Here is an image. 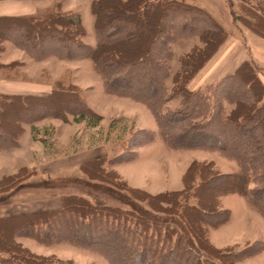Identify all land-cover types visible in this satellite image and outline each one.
<instances>
[{"label": "trees", "instance_id": "trees-1", "mask_svg": "<svg viewBox=\"0 0 264 264\" xmlns=\"http://www.w3.org/2000/svg\"><path fill=\"white\" fill-rule=\"evenodd\" d=\"M54 7L35 15L1 16L0 50L1 43L11 39L31 54L46 42L62 49L64 58L76 57L73 49L84 50L81 56L91 61L106 92L131 97L151 110L167 146L217 151L234 159L239 169L224 173L212 160H194L182 175L181 189L150 193L129 186L111 168L131 159L132 154L86 161L79 169L88 179L126 191L155 215L178 218L195 246L166 220L65 194L60 196L57 210L0 218V225L9 227L7 241L0 242V264H73L71 260L34 254L16 236L43 244L69 241L85 248L101 246L110 264H235L245 258L249 252L213 246L208 227L217 228L227 221L229 210L222 208L221 197L230 194L244 197L264 217V84L256 66L244 60L206 92L191 91L188 82L228 37L201 7L179 0H92L93 47L82 41L86 32L80 17L61 10L59 3ZM241 10L244 14L237 19L264 39V0H257L251 7L242 1ZM170 13L177 15L181 26L166 21ZM171 30L178 37L197 34L203 44L182 53L172 74ZM12 31L18 35L9 37ZM18 64L0 63V69ZM176 98L179 106L167 110L165 103ZM225 103L232 106L226 109ZM45 107L48 116L63 121H67V115H73L76 121L87 119L92 126L100 120L87 107L79 88L61 79L53 82L46 97L0 94V148L15 145L24 132V116ZM30 129L35 139V126L30 125ZM147 135L150 133L142 129L132 131L125 145H140ZM32 173L34 169L21 167L14 174L2 176L0 191Z\"/></svg>", "mask_w": 264, "mask_h": 264}, {"label": "rangeland", "instance_id": "rangeland-1", "mask_svg": "<svg viewBox=\"0 0 264 264\" xmlns=\"http://www.w3.org/2000/svg\"><path fill=\"white\" fill-rule=\"evenodd\" d=\"M90 1L37 0L40 7L38 12L43 13L46 7H54L56 3H59L61 10L75 12L80 17L86 32L82 38L83 43L87 47H93L96 43V36H94ZM179 1L201 7L198 0ZM242 1L250 7L255 6L257 2V0H223L225 7L231 14L233 23L241 31V40L244 41L243 45L248 48L250 43L244 36V32H248V35L251 33L261 39L263 38L248 29L237 19L239 15L244 14L241 10ZM166 21L170 25L173 23L176 26H181V20L178 19L175 13H170ZM142 26L146 28L147 24L142 23ZM9 35L12 38L17 36L18 33L17 31H12L9 32ZM171 35L169 43L171 49L169 72L172 74L178 67V57L182 53L188 52L193 46H203V44L197 34L178 37L171 30ZM1 44L0 63L9 64L14 61L19 63L10 69H0L2 74L22 81L50 83L51 86H53V82L57 79H61L64 83L70 82L79 88L87 107L100 116L98 124L92 126L91 121L87 119L76 121L73 115H67V121L52 118V116L47 115L48 109L46 107L34 109L26 114L24 116L26 121L24 122V126L28 125L30 127L33 124L36 128L35 139L33 140L34 148L31 146L32 149L29 150H32V152L37 151V157L35 158L37 165L41 161L43 162L44 159L60 156L69 157L73 154L89 152L93 149H98L104 155L93 159L112 157L120 153L132 154L131 159L118 162L112 165L111 168L116 169L129 186L141 188L150 193L181 189L183 187L182 175L190 162L194 160H212L220 172L224 173L234 172L239 169L234 159L217 151L174 149L167 146L158 132L151 110L141 101L128 96L106 92L103 80L94 69L91 61L85 56H81L84 50L78 49L76 51L73 49L72 51L74 52L72 54L76 52L77 56L64 58L62 56L64 51L53 42L43 43L42 48L34 51L35 55L17 46L12 39L4 41ZM58 50H61L62 53ZM253 64L255 65V63ZM256 71L259 78L260 76L264 77V69L261 66L256 65ZM165 84L167 88L170 87V77L166 79ZM178 106L179 99L177 98L165 103L167 110H173ZM225 106L228 109L232 105L225 103ZM138 129L150 133V135L146 136L145 142L137 146L125 145L126 140L128 141L130 138V133L132 131L136 132ZM140 139L138 137L137 140ZM93 159L82 161L65 171L53 173L49 178H47L46 172L41 171L42 173H39L34 168H31L35 171L32 174H37L36 179H34L36 181L32 180V183L39 185L37 190H32V195L41 197L54 193L59 194L60 200L61 195L78 194L87 197L92 202L97 201L112 206L134 209L138 213L152 216L154 219L166 220L171 226L179 230L191 246H195L191 236L178 218L161 214L155 215L144 202L132 199L126 191H118L110 187L109 184L88 179L86 174L79 169V166ZM28 177H25L23 180ZM23 180L7 190L0 191V201L9 200V194H6V192L18 188ZM221 206L223 209L229 210V218L217 228L208 227L210 243L218 248L230 246L234 247L236 251L243 250L249 252L245 258L238 259L235 264H264L263 215L252 207L244 197L238 194L221 197ZM8 229L7 225H0L1 243L7 241L6 232ZM24 237L26 236H16L15 239L23 247L37 255L54 256L61 260H71L73 264H110L106 257L107 251L101 246L85 248L74 245L69 241L43 244L30 237H27L32 239L28 241L30 243L27 246L21 241ZM202 254L206 256L204 253Z\"/></svg>", "mask_w": 264, "mask_h": 264}, {"label": "crops", "instance_id": "crops-1", "mask_svg": "<svg viewBox=\"0 0 264 264\" xmlns=\"http://www.w3.org/2000/svg\"><path fill=\"white\" fill-rule=\"evenodd\" d=\"M198 3L227 31L228 37L211 59L191 79L188 88L192 91H206L209 87L219 82L222 77L232 74L244 60L251 61L255 63V66L259 65L264 69V39L244 32V36L250 43L249 47L246 48L243 45L244 41L241 40V31L233 23L231 14L225 7L223 0H198ZM39 8L37 0H0V17L35 15L39 13ZM92 24H94V17ZM260 79L264 84V77L260 76ZM51 90L52 86L50 83L22 81L17 78L7 77L0 72V94L46 97ZM33 140L31 129L26 125L24 126L23 134L17 139L15 145L0 148V178L14 174L21 167L34 168L39 173L44 171L47 178H49L53 173L65 171L82 161L104 156L98 149H93L92 151L73 154L69 157L60 156L44 159L43 162L41 161L37 165L35 159L37 151L32 152V150H29L32 147L34 148ZM36 175H29L28 178L19 184L18 188L6 192L10 198L9 200L0 201V218L53 211L59 208V194L52 193L41 197L32 195V190L39 188V185L32 183V180L36 179ZM30 240L32 239L27 238V236L21 239L24 245L29 244L30 242L28 241Z\"/></svg>", "mask_w": 264, "mask_h": 264}]
</instances>
